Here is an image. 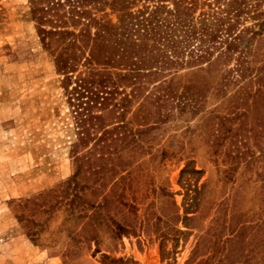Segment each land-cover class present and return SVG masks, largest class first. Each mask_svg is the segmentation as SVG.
Listing matches in <instances>:
<instances>
[{"label":"rangeland","instance_id":"1","mask_svg":"<svg viewBox=\"0 0 264 264\" xmlns=\"http://www.w3.org/2000/svg\"><path fill=\"white\" fill-rule=\"evenodd\" d=\"M27 12V0H0V264H264V134L246 167L223 156L235 139L220 137L209 149L197 119L161 126L152 134L156 156L136 160V184L112 189L127 197L128 211L102 205L112 187L84 185L85 171L65 183L74 174V134ZM160 147L176 156L162 160ZM221 159L220 167L232 163L223 182ZM183 177L191 180V206ZM122 221L132 232L116 239Z\"/></svg>","mask_w":264,"mask_h":264},{"label":"trees","instance_id":"2","mask_svg":"<svg viewBox=\"0 0 264 264\" xmlns=\"http://www.w3.org/2000/svg\"><path fill=\"white\" fill-rule=\"evenodd\" d=\"M27 6L74 134V174L66 184L85 171L84 185L112 187L102 205L132 209L112 189L136 184V160L156 156L153 133L191 119L199 121V135L211 137L209 149L220 137L235 139L223 156L253 165L251 148L264 134V0H27ZM157 151L162 160L176 156ZM220 163L223 182L232 163ZM190 182L181 179L189 206ZM115 226L116 239L132 232L125 221Z\"/></svg>","mask_w":264,"mask_h":264}]
</instances>
